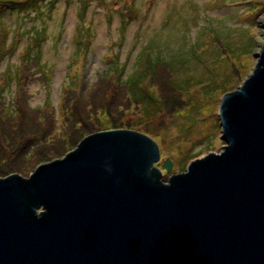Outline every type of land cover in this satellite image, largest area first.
<instances>
[{"label":"rangeland","instance_id":"374dc122","mask_svg":"<svg viewBox=\"0 0 264 264\" xmlns=\"http://www.w3.org/2000/svg\"><path fill=\"white\" fill-rule=\"evenodd\" d=\"M2 5L0 177L28 178L92 133L127 129L154 139L161 162L172 159L167 182L221 151V100L264 44V0Z\"/></svg>","mask_w":264,"mask_h":264},{"label":"water","instance_id":"95a60500","mask_svg":"<svg viewBox=\"0 0 264 264\" xmlns=\"http://www.w3.org/2000/svg\"><path fill=\"white\" fill-rule=\"evenodd\" d=\"M257 58L221 100V151L167 182L172 159L127 129L0 177V264H264V44Z\"/></svg>","mask_w":264,"mask_h":264},{"label":"trees","instance_id":"16d2710c","mask_svg":"<svg viewBox=\"0 0 264 264\" xmlns=\"http://www.w3.org/2000/svg\"><path fill=\"white\" fill-rule=\"evenodd\" d=\"M33 0H25V1H20V0H1L2 4H5L8 8L10 9H16V7L20 8V4L22 5V8H25V7H28L30 6L31 2ZM1 4V6H3ZM0 6V7H1ZM23 10V9H22ZM25 12V11H24ZM31 28V27H30ZM34 44V43H33ZM28 46V45H27ZM24 54H25V49H24ZM3 77H5V75H2ZM7 80V79H6ZM14 81L16 82V79H14ZM128 89V88H127ZM131 91V90H130ZM132 98V97H131ZM151 98H153V95H151ZM136 101H139V100H136ZM5 112H7V108L4 109ZM38 137H34L32 140H37ZM47 140H43V142H46ZM54 142V141H53ZM52 142V143H53ZM56 142V141H55ZM40 143V142H38ZM41 147V146H40ZM8 163V162H6ZM8 166V165H7ZM5 167V166H4Z\"/></svg>","mask_w":264,"mask_h":264}]
</instances>
